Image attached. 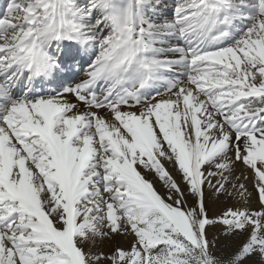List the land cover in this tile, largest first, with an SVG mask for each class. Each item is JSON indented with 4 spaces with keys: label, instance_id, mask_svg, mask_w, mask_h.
Segmentation results:
<instances>
[{
    "label": "snow or ice",
    "instance_id": "snow-or-ice-1",
    "mask_svg": "<svg viewBox=\"0 0 264 264\" xmlns=\"http://www.w3.org/2000/svg\"><path fill=\"white\" fill-rule=\"evenodd\" d=\"M0 264H264V0H3Z\"/></svg>",
    "mask_w": 264,
    "mask_h": 264
},
{
    "label": "rangeland",
    "instance_id": "rangeland-1",
    "mask_svg": "<svg viewBox=\"0 0 264 264\" xmlns=\"http://www.w3.org/2000/svg\"><path fill=\"white\" fill-rule=\"evenodd\" d=\"M3 3V0H0V4H2Z\"/></svg>",
    "mask_w": 264,
    "mask_h": 264
}]
</instances>
